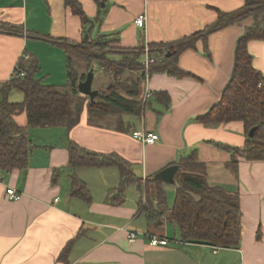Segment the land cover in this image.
I'll list each match as a JSON object with an SVG mask.
<instances>
[{"label":"crops","instance_id":"crops-1","mask_svg":"<svg viewBox=\"0 0 264 264\" xmlns=\"http://www.w3.org/2000/svg\"><path fill=\"white\" fill-rule=\"evenodd\" d=\"M80 2L93 20L90 39L105 34L121 47L179 40L212 24L217 9L236 11L244 4V0ZM139 15L146 16L143 27L135 24ZM0 21L22 29L20 33L0 30V83L10 79L24 53L39 59L38 75L48 83L70 85L71 71L74 78L81 77L84 70L73 66L74 56L79 57V53L71 44L82 42L84 27L81 17L65 0H0ZM252 22L250 16L223 26L208 33L206 44L198 39L194 48L182 50L178 66L189 75L153 72L146 76L147 81L144 78L143 93L146 88L152 92L144 102V112L133 120L125 114L124 120L134 129L145 127L158 132L155 143H143L133 137L131 130L115 129L105 119L103 124H91L85 111L69 132L62 124L33 127L38 131L34 136L30 133L35 146L25 173L17 168L0 170V264H264V159L236 156L235 172L229 163L232 153L217 143L244 145V121L206 124L197 119L221 97L233 70L237 38ZM248 50L252 63L264 75V40L251 39ZM14 91H10L9 99ZM155 91L168 92V104ZM14 96V100L21 101L19 94ZM15 119L25 125L27 115L20 112ZM67 139L97 152L120 154L144 180L196 151L206 165L209 184L240 194V246L214 248L184 242L179 238L177 223L167 219L158 234L169 242L150 244L146 232L153 233L151 225L138 210L141 197H146L145 188L141 192L136 184L128 185L125 201L111 203L109 194L121 184L120 168L113 164L72 169L68 166ZM72 174L88 184L92 201L70 194ZM7 187H16L21 196L9 199ZM167 223L172 224V237ZM129 229L140 233L129 239ZM80 230L83 233L75 239L65 263L59 253Z\"/></svg>","mask_w":264,"mask_h":264},{"label":"trees","instance_id":"trees-1","mask_svg":"<svg viewBox=\"0 0 264 264\" xmlns=\"http://www.w3.org/2000/svg\"><path fill=\"white\" fill-rule=\"evenodd\" d=\"M73 13L81 17L83 38L80 44H71L86 58V71L79 78L85 79L95 62L102 68L113 72L110 84L97 88L94 101L79 91L78 79L70 78L71 88L46 82L38 75L40 61L28 55L20 57L15 67L17 74L0 83V170L17 168L25 173L29 162V154L35 146L30 135V128L54 126L62 124L69 132L80 122L82 112H87L88 121L100 125L102 119L113 122L115 129L132 130L134 126L124 120L125 114L140 117L146 104L143 100L144 78L153 72H168L181 77L190 73L178 66V58L182 50L194 48L198 39L206 44L208 33L223 26L234 24L246 17H253V22L245 26L235 45L233 70L229 81L222 90L219 100L207 112L198 115L197 119L206 124H221L230 120H242L245 123L247 139L241 147L217 143L221 148L232 153L230 164L237 172L236 156H244L249 160L264 159V75L252 63V54L248 50L251 39L264 40V0H244V4L236 11L217 9L216 20L200 31L179 40L151 42L136 47H121L112 44L116 40L105 34L90 39L92 18L85 13L80 0H65ZM102 19V18H100ZM0 30H11L20 33L17 25H9L0 21ZM148 47L149 56L158 59L145 66L144 60ZM206 54L209 55L205 45ZM167 52H171L168 55ZM125 72L128 75L121 77ZM12 89L23 93L21 101H10L8 96ZM166 104L170 95L165 91H155ZM24 112L27 115L25 125L19 124L15 114ZM255 128L253 136L249 131ZM69 150L68 166L72 169L79 166L117 165L121 171L120 185L109 194L111 203L121 204L125 201V189L136 184L145 198L141 197L138 210L145 214L152 232L158 234L164 228L165 220L174 221L179 228L182 241L205 243L212 247L238 248L241 243L242 210L240 194L226 190L206 180V165L191 151L177 162L180 166L175 175V199L171 206L167 203L164 189L165 182L148 175L144 182L137 176L129 161L116 152L103 153L95 151L78 142L67 139ZM71 195L84 201H92L91 190L78 176H71ZM144 199V200H143ZM81 230L71 239L59 253V258L68 262V254L75 239L80 237Z\"/></svg>","mask_w":264,"mask_h":264},{"label":"built area","instance_id":"built-area-1","mask_svg":"<svg viewBox=\"0 0 264 264\" xmlns=\"http://www.w3.org/2000/svg\"><path fill=\"white\" fill-rule=\"evenodd\" d=\"M145 19H146L145 15H139L138 17H136L135 24L143 27V26H145L144 25ZM144 52L146 53L145 60H144L146 67L150 61H152L154 59H158V57H156V56H152V57L149 56L147 46L145 47ZM23 55L28 58V54L24 53ZM13 72H14L13 74L18 73L16 71V69H14ZM147 79H148V77H146V81H147ZM151 94H152V92L148 88H146L144 93H143V100L146 101L147 99H149L151 97ZM132 135L136 139L141 140L143 143H155V141L157 139H159L158 132L148 130L145 127H140V129H137V128L133 129ZM6 192H7V197L9 199L19 198L21 196V192H19L16 187H7ZM57 198H55L56 201H57ZM139 233L140 232L137 230L129 229V232H128L129 239H134ZM146 235H148V237L150 239V244H152V245L167 244L169 242L168 238L163 237L160 234L157 235V234L146 232Z\"/></svg>","mask_w":264,"mask_h":264},{"label":"rangeland","instance_id":"rangeland-1","mask_svg":"<svg viewBox=\"0 0 264 264\" xmlns=\"http://www.w3.org/2000/svg\"><path fill=\"white\" fill-rule=\"evenodd\" d=\"M114 43L115 42H112V44H114ZM74 57L75 58H74L73 66H75L76 68L77 67L78 68L81 67L84 71H86V64H87L86 58H84V56H79V57L78 56L77 57L74 56ZM93 69L95 70V78H94V81H93V89L103 88V87H105V86H107V85L110 84V81L113 78V72L112 71H110V70L108 71L107 69L102 68L96 62H95V65H94ZM128 74H129V72H125L124 75H122L121 77H124V76H126ZM79 82H80V79H78L77 84ZM69 84H70V82H69ZM78 86H79V84H78ZM69 87L71 88L72 87V84L67 85V86H63L64 89H67ZM12 90H15L14 92H12L10 94V99L12 101H20V100H14V99H16V98H14L15 97L14 94H16V93L20 95V97H21L20 99L21 100L23 99V93L19 89H12ZM125 116H127V118L130 117V119L131 118H133V119L135 118L134 116H132L130 114H126ZM133 119H131V120H133ZM108 120L109 119H107L105 117V121L107 123H111V122L113 123L114 122V120L111 121V122H109ZM34 131H38V128H30V133H32V136L35 135L34 134ZM32 139H33V141L35 140V138H33V137H32ZM38 140H39V138H38ZM164 189H165L166 195H167V203H168L169 206H171L173 204V202H174V199H175V189H176V185L174 183H171V184L166 183V184H164ZM167 224H169V226H170V234L169 235L172 237L173 236L172 224L171 223H167ZM175 225H176V227H178L177 224H175ZM141 234H142V232H141Z\"/></svg>","mask_w":264,"mask_h":264},{"label":"water","instance_id":"water-1","mask_svg":"<svg viewBox=\"0 0 264 264\" xmlns=\"http://www.w3.org/2000/svg\"><path fill=\"white\" fill-rule=\"evenodd\" d=\"M168 55L171 54V52H167ZM94 75H95V70L93 68H91V70L88 72L87 76L85 79H81V81L78 83L79 84V91L81 93H84L86 95L89 96V98H91L92 101H94L96 94L98 93V89H93V79H94ZM255 128H252L249 131V135L253 136ZM180 166L178 163H171L168 166H165L164 168H162L161 170H158L155 175L154 178L156 179H160L166 183H174L175 182V175L177 173V171L179 170Z\"/></svg>","mask_w":264,"mask_h":264}]
</instances>
